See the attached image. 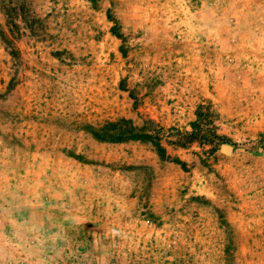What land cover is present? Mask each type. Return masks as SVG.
Listing matches in <instances>:
<instances>
[{
	"label": "rangeland",
	"instance_id": "obj_1",
	"mask_svg": "<svg viewBox=\"0 0 264 264\" xmlns=\"http://www.w3.org/2000/svg\"><path fill=\"white\" fill-rule=\"evenodd\" d=\"M172 4L223 38L167 35ZM249 30L264 34V0H0V264H264V128L223 129L201 99L226 141H192L182 167L148 140L86 128L129 118L175 155L164 139L186 128L153 116L167 110L169 52L193 45L203 65L239 68ZM153 154L156 167L140 162Z\"/></svg>",
	"mask_w": 264,
	"mask_h": 264
},
{
	"label": "crops",
	"instance_id": "obj_2",
	"mask_svg": "<svg viewBox=\"0 0 264 264\" xmlns=\"http://www.w3.org/2000/svg\"><path fill=\"white\" fill-rule=\"evenodd\" d=\"M176 6L180 5L172 4L169 8L170 13L175 12L172 21L161 19L163 23L160 25L167 35L176 34L183 41L185 38H198V43L203 37L217 43L223 38L217 25L206 22L190 23L179 14L180 9ZM248 32V35H243L240 40L234 42L233 47L242 48L244 52L241 54L246 57V61L239 68L230 69L225 66L222 70L212 62L203 65L201 60L205 59L204 54L197 52L200 47L196 48L193 45H188L189 51H180L181 49L170 51L168 65L165 67L168 76L161 94V107L167 110L160 109L153 116L166 123L183 124L187 129L188 122L195 117L197 103L206 98L215 106L218 116L221 117L223 129L227 123L245 122V127L248 128L245 134L253 135L257 130L264 128V34L257 35L253 30ZM181 46L184 48L187 44ZM176 51L177 53H174ZM175 59L183 65L172 67L171 62ZM169 148L180 159L187 160L191 156L190 153H184L187 147L181 149L169 145ZM136 156L143 158L142 155ZM155 161L153 154L152 161L147 157L140 162L156 167Z\"/></svg>",
	"mask_w": 264,
	"mask_h": 264
},
{
	"label": "trees",
	"instance_id": "obj_3",
	"mask_svg": "<svg viewBox=\"0 0 264 264\" xmlns=\"http://www.w3.org/2000/svg\"><path fill=\"white\" fill-rule=\"evenodd\" d=\"M95 1V0H91ZM106 16L111 20L109 31L119 39L124 38V34L119 28V22L115 16H113L109 9L106 10ZM119 50L122 54L125 53L121 45ZM209 104L198 103L195 107V117L189 121V129H177L175 128V137H166L164 141L172 146L185 147L192 141L201 142H223L226 141V137L222 134L216 133L214 130L207 126L205 119L208 116ZM210 122V121H209ZM89 132L98 140H109V141H122L125 139H140L148 140L152 143L154 151L160 159H166L178 163L181 167L185 165V161L180 159L176 155H172L168 152L166 146L161 143V137L158 130H145L143 127H138L132 124L129 118L120 117L113 121H107L98 127L87 126ZM257 142L263 141L264 131H260L257 135ZM264 147V145H260ZM215 146L211 145L210 150H214ZM75 157H78L75 155Z\"/></svg>",
	"mask_w": 264,
	"mask_h": 264
},
{
	"label": "water",
	"instance_id": "obj_4",
	"mask_svg": "<svg viewBox=\"0 0 264 264\" xmlns=\"http://www.w3.org/2000/svg\"><path fill=\"white\" fill-rule=\"evenodd\" d=\"M221 148H222L223 150L227 151V150H229L231 147H230L228 144L223 143V144H221Z\"/></svg>",
	"mask_w": 264,
	"mask_h": 264
}]
</instances>
